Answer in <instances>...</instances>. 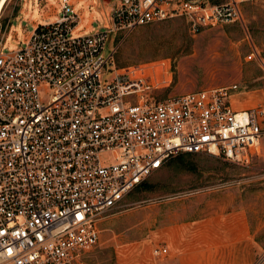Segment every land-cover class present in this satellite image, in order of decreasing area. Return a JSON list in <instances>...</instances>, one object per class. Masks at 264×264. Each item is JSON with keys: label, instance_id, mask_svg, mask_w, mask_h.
<instances>
[{"label": "built area", "instance_id": "built-area-1", "mask_svg": "<svg viewBox=\"0 0 264 264\" xmlns=\"http://www.w3.org/2000/svg\"><path fill=\"white\" fill-rule=\"evenodd\" d=\"M247 1H121L104 28L80 34L72 0H60L56 20L20 47L0 36V264H84L103 216L171 159L247 166L263 155L264 105L235 111L237 85L158 100L170 59L119 68L107 51L116 33L175 18L193 36L243 23ZM257 58L253 47L247 59Z\"/></svg>", "mask_w": 264, "mask_h": 264}, {"label": "rangeland", "instance_id": "rangeland-1", "mask_svg": "<svg viewBox=\"0 0 264 264\" xmlns=\"http://www.w3.org/2000/svg\"><path fill=\"white\" fill-rule=\"evenodd\" d=\"M30 1L9 0L5 6L0 16L5 46L20 47L33 31L35 22L25 20L22 13ZM242 9L243 23L205 29L196 36L183 18L140 27L129 35L116 33L107 51H114L119 68L170 59L173 83L155 93L158 100L237 85L235 93L255 106L264 103V0L247 1ZM106 24V17L98 13L94 29ZM253 47L259 58L248 60ZM221 206L226 214L244 211L250 226V235L234 242L225 259L264 264V153L247 166L204 154L171 159L103 216L98 223L99 241L85 254L84 264H178L168 256L153 255V236L160 223L204 220Z\"/></svg>", "mask_w": 264, "mask_h": 264}, {"label": "crops", "instance_id": "crops-1", "mask_svg": "<svg viewBox=\"0 0 264 264\" xmlns=\"http://www.w3.org/2000/svg\"><path fill=\"white\" fill-rule=\"evenodd\" d=\"M33 1H30V5L22 10V13H25V20L30 19L31 23L35 22L33 28L56 20L59 14L60 0ZM121 1L72 0L75 10L81 16L77 31L80 34H89L96 30L94 29L96 15L101 13L107 19L108 9L116 2ZM262 102L255 103L254 106L252 103H248L247 97L235 92L230 97V104L238 112L264 105ZM225 212V208L221 206L220 209L209 212L204 220L160 223L154 232L153 248L160 245L167 247L169 251L167 259L175 260L178 264H238L232 263L231 256L225 259V254L227 252L230 254V248L234 242H242L250 235V226L244 211L229 212L228 214Z\"/></svg>", "mask_w": 264, "mask_h": 264}, {"label": "bare ground", "instance_id": "bare-ground-1", "mask_svg": "<svg viewBox=\"0 0 264 264\" xmlns=\"http://www.w3.org/2000/svg\"><path fill=\"white\" fill-rule=\"evenodd\" d=\"M8 2L9 0H0V16Z\"/></svg>", "mask_w": 264, "mask_h": 264}, {"label": "water", "instance_id": "water-1", "mask_svg": "<svg viewBox=\"0 0 264 264\" xmlns=\"http://www.w3.org/2000/svg\"><path fill=\"white\" fill-rule=\"evenodd\" d=\"M122 1L128 2V0H122Z\"/></svg>", "mask_w": 264, "mask_h": 264}]
</instances>
